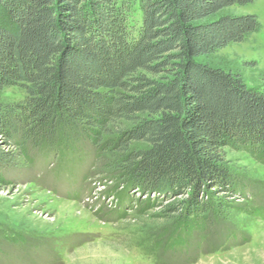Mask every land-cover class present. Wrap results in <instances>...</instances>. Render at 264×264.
Listing matches in <instances>:
<instances>
[{
  "label": "trees",
  "instance_id": "trees-1",
  "mask_svg": "<svg viewBox=\"0 0 264 264\" xmlns=\"http://www.w3.org/2000/svg\"><path fill=\"white\" fill-rule=\"evenodd\" d=\"M251 2L0 0V137L16 147L0 149V172L33 153L79 155L87 141L128 187L183 197L165 206L172 240L204 230L226 193L246 191L225 150L264 164V84L200 60L260 30L254 14L213 18ZM12 86L22 100L2 99Z\"/></svg>",
  "mask_w": 264,
  "mask_h": 264
},
{
  "label": "rangeland",
  "instance_id": "rangeland-1",
  "mask_svg": "<svg viewBox=\"0 0 264 264\" xmlns=\"http://www.w3.org/2000/svg\"><path fill=\"white\" fill-rule=\"evenodd\" d=\"M254 14L260 30L200 59L240 76L248 89L264 84V0L232 5L221 15ZM139 22L137 13L132 15ZM25 96L17 86L3 100ZM134 144L133 147H139ZM0 137V149L16 152ZM71 157L33 153L0 172V264H264V164L225 150V162L246 191L226 193L227 211L208 215L205 229L170 236L166 205L179 201L144 195L118 179L115 157L84 142ZM152 199L151 206L145 200ZM254 207L260 209L251 214Z\"/></svg>",
  "mask_w": 264,
  "mask_h": 264
}]
</instances>
